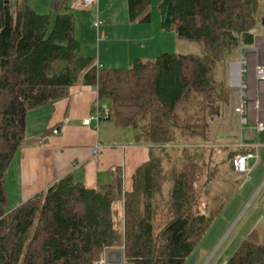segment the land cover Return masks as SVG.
I'll list each match as a JSON object with an SVG mask.
<instances>
[{
	"label": "trees",
	"instance_id": "obj_1",
	"mask_svg": "<svg viewBox=\"0 0 264 264\" xmlns=\"http://www.w3.org/2000/svg\"><path fill=\"white\" fill-rule=\"evenodd\" d=\"M149 1L127 0L130 19L149 22ZM260 1L160 0L161 28L199 52H163L108 68L79 53L68 0H50L53 14L25 0H0V264H95L111 249L122 250L127 264L185 263L237 188L236 181L214 206L203 199L219 165L233 169L234 155L251 151L240 145L220 155L229 146L217 141L213 126L232 95L212 70L264 29ZM75 84L96 88L92 119L99 109L98 119L137 130L147 160L134 169L130 190L118 168L93 188L65 175L8 211L5 175L23 146L27 113L63 99ZM102 99L109 100L106 111ZM256 236L253 229L225 264H264V232Z\"/></svg>",
	"mask_w": 264,
	"mask_h": 264
},
{
	"label": "crops",
	"instance_id": "obj_2",
	"mask_svg": "<svg viewBox=\"0 0 264 264\" xmlns=\"http://www.w3.org/2000/svg\"><path fill=\"white\" fill-rule=\"evenodd\" d=\"M30 7L35 10V4ZM65 11L74 17L79 53L92 57L103 67H129L136 58L153 60L160 53L177 52L180 44L181 39H177L173 31L161 28L157 13H151L149 22L131 20L127 0H97L90 7L81 5L80 0H68ZM97 19L100 24L96 27L92 23ZM91 27L95 35H86ZM253 77L252 69L245 76L250 105L238 116L240 120L245 118L249 125L264 124V104L258 97V102L254 101ZM96 94L94 86L75 84L63 99L29 110L23 146L5 175L8 211L65 175L93 188L109 183L113 169L118 168L124 187L130 188L132 173L138 164L147 160L149 147L136 140V129L126 139L127 132L121 131L127 127H118L106 117L83 124L82 120L93 114ZM236 94L233 99L240 98L241 93ZM98 106L102 111L107 110L101 101ZM61 125L64 127L58 133L52 132ZM261 141L263 144L258 143L253 165L249 164L250 171L251 167L256 170L262 163L264 166V140ZM240 143L247 149L253 147L251 139L243 141L242 138Z\"/></svg>",
	"mask_w": 264,
	"mask_h": 264
},
{
	"label": "rangeland",
	"instance_id": "obj_3",
	"mask_svg": "<svg viewBox=\"0 0 264 264\" xmlns=\"http://www.w3.org/2000/svg\"><path fill=\"white\" fill-rule=\"evenodd\" d=\"M29 6H34L38 13H50V0H25ZM160 0H150L146 6L145 12L150 14L157 13L159 16V11L157 9L158 2ZM33 4V5H31ZM53 14V12H51ZM157 16V17H158ZM257 17L259 19L264 18V0H261L257 10ZM160 22V16L158 17ZM136 21H139L137 18ZM150 21V20H149ZM95 30L91 27L90 30L86 31V35L94 34ZM93 32V33H92ZM174 33V32H173ZM175 35V34H174ZM89 36H87L88 38ZM176 53H194L199 52L198 47L190 41L178 40ZM95 42V41H94ZM238 56L231 60L225 61L224 63L217 64L212 70L213 79L215 82H223L231 90L232 100L228 112L226 113L224 120H216L213 126V135L216 131L220 134L228 136L226 138L218 137V142H224L229 148L222 150L220 155L223 158L227 155L228 151L234 149V145H242L240 139L247 141L249 139L253 140L251 151H253V157L249 160V164L253 165V160L256 157V149L264 140V130L257 132L256 125H249L242 122L234 109L239 103L238 98L233 96L240 92V88L233 84L231 77V63L238 62L241 63V68L244 69V81L243 84H247L245 79L246 73L251 72L254 65L261 64L264 65V29L258 27L255 30V39L251 46L241 49ZM242 57V59H240ZM245 65V66H244ZM254 78V77H253ZM246 91L243 87L242 90ZM237 97V94H236ZM101 105L108 108L109 100L102 99ZM106 111V109H104ZM237 113V114H236ZM127 132V134H122V136L129 139L132 132L136 131L132 127H127L122 132ZM225 134H221V133ZM261 138V139H260ZM245 145V144H243ZM257 145V147H256ZM223 148V147H222ZM261 148V147H260ZM179 152L173 153V157H178ZM220 175L218 174L211 185L208 186L210 189L206 198L211 205L220 203L223 198H227V193L230 191L237 181V188H235L234 194L229 197L227 204L221 213L213 220L211 225L208 227L201 241L196 245L193 251L187 256L184 264H225L228 258L232 255L235 249L240 245V243L249 237L250 232L253 229L257 231V238L260 239L262 233L264 232V166L263 163L259 165L256 170H252L248 174H240L233 169L228 168L227 162L221 163ZM8 175V173H7ZM205 177L202 175L200 180L202 181ZM256 186H254V184ZM124 186V184H123ZM256 187V188H255ZM130 190V188L126 189ZM217 196V200L214 197ZM213 200L214 202H211ZM212 206V207H213ZM10 208V207H9ZM118 210V216L121 214V206L119 203L115 204L114 209ZM156 226L159 227L161 223L159 220L155 221ZM98 262V261H96ZM127 264V263H126Z\"/></svg>",
	"mask_w": 264,
	"mask_h": 264
},
{
	"label": "built area",
	"instance_id": "obj_4",
	"mask_svg": "<svg viewBox=\"0 0 264 264\" xmlns=\"http://www.w3.org/2000/svg\"><path fill=\"white\" fill-rule=\"evenodd\" d=\"M97 2V0H80L81 5H83L84 7H90L95 5V3ZM93 26H98L100 24V20H95L93 21ZM243 56H241L240 59H242ZM238 63V62H233L231 63V67L233 66V64ZM241 63L242 61H240V70H239V77H240V84H234L236 86H238L240 88V93L241 96L239 98V103L237 104V106H235V111L239 114H243L247 111V105H245L246 102H248V95H247V91L242 90L243 87H245L246 89L248 88V84H243L244 78V69L241 68ZM232 71V68H231ZM255 71L256 76L254 78V91H253V96H254V101L256 102V97H258V99L263 101L264 104V77L260 78V76L258 75L260 72H264V65L261 64H257L254 65L253 67V72ZM232 80L233 76L231 74ZM243 96H245V98H243ZM244 101V102H243ZM258 102V101H257ZM101 115V111L99 109H96L95 113H94V118L97 120L99 118V116ZM92 119L91 117H87L84 118L82 120L83 124L88 125L90 123V120ZM242 122H246L245 118H241ZM64 125L59 126L58 128L53 129V133H58L61 129H63ZM264 128V124L262 122L257 123L256 125V130L260 131ZM98 147V146H97ZM257 147V145H256ZM95 153L96 149L94 150ZM253 151H248L245 153H238L236 155H234L233 159H232V165H233V170L237 173L240 174H248L250 172V165H249V160L253 157ZM95 264H106V256L104 258H101L100 260H98V262H95Z\"/></svg>",
	"mask_w": 264,
	"mask_h": 264
},
{
	"label": "water",
	"instance_id": "obj_5",
	"mask_svg": "<svg viewBox=\"0 0 264 264\" xmlns=\"http://www.w3.org/2000/svg\"><path fill=\"white\" fill-rule=\"evenodd\" d=\"M262 24H264V18L262 19ZM106 264H126L123 258L122 250H109L106 254Z\"/></svg>",
	"mask_w": 264,
	"mask_h": 264
},
{
	"label": "bare ground",
	"instance_id": "obj_6",
	"mask_svg": "<svg viewBox=\"0 0 264 264\" xmlns=\"http://www.w3.org/2000/svg\"><path fill=\"white\" fill-rule=\"evenodd\" d=\"M239 70H240L239 63L233 64L232 71H231V74H232L233 79H234V80H232L233 84H240L241 83L240 82V77H239V73H240ZM258 75L260 76V78H263L264 77V72H260ZM253 76L255 78V76H256L255 71L253 72ZM245 105H247V108H248V106L250 105L249 100H248V102L245 103Z\"/></svg>",
	"mask_w": 264,
	"mask_h": 264
}]
</instances>
